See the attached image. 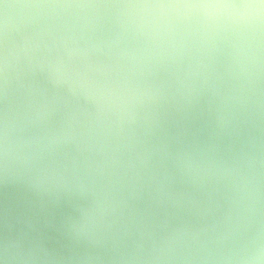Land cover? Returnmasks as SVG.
Wrapping results in <instances>:
<instances>
[{
  "label": "clouds",
  "instance_id": "clouds-1",
  "mask_svg": "<svg viewBox=\"0 0 264 264\" xmlns=\"http://www.w3.org/2000/svg\"><path fill=\"white\" fill-rule=\"evenodd\" d=\"M0 264H264V0H0Z\"/></svg>",
  "mask_w": 264,
  "mask_h": 264
}]
</instances>
